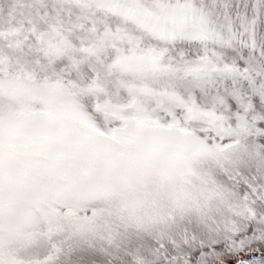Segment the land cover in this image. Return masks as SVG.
Instances as JSON below:
<instances>
[{
  "label": "snow or ice",
  "instance_id": "snow-or-ice-1",
  "mask_svg": "<svg viewBox=\"0 0 264 264\" xmlns=\"http://www.w3.org/2000/svg\"><path fill=\"white\" fill-rule=\"evenodd\" d=\"M0 264H264V0H0Z\"/></svg>",
  "mask_w": 264,
  "mask_h": 264
}]
</instances>
